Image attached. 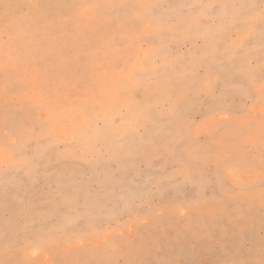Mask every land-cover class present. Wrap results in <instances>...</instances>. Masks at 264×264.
Masks as SVG:
<instances>
[{
  "label": "rangeland",
  "instance_id": "374dc122",
  "mask_svg": "<svg viewBox=\"0 0 264 264\" xmlns=\"http://www.w3.org/2000/svg\"><path fill=\"white\" fill-rule=\"evenodd\" d=\"M0 264H264V0H0Z\"/></svg>",
  "mask_w": 264,
  "mask_h": 264
}]
</instances>
